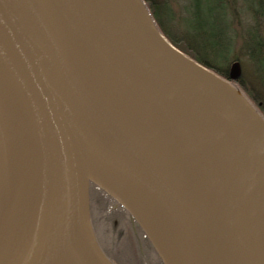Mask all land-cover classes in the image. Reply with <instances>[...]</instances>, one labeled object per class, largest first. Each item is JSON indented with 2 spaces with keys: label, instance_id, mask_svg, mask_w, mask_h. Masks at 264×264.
Instances as JSON below:
<instances>
[{
  "label": "water",
  "instance_id": "95a60500",
  "mask_svg": "<svg viewBox=\"0 0 264 264\" xmlns=\"http://www.w3.org/2000/svg\"><path fill=\"white\" fill-rule=\"evenodd\" d=\"M143 0H0V264H115L90 188L162 264H264V118Z\"/></svg>",
  "mask_w": 264,
  "mask_h": 264
},
{
  "label": "trees",
  "instance_id": "16d2710c",
  "mask_svg": "<svg viewBox=\"0 0 264 264\" xmlns=\"http://www.w3.org/2000/svg\"><path fill=\"white\" fill-rule=\"evenodd\" d=\"M143 2L149 9L162 34L176 48L196 62L213 70L221 77L228 78L230 73L229 63L240 61L243 68L245 69L246 67V69L236 84L264 117V0H143ZM175 3H182L184 11L187 14L188 11L190 13L187 19L189 31H186V33L183 32L182 28H179L180 24L175 21L176 11L173 8V4ZM237 7H239V10ZM219 15L225 18L228 17L230 20V23L225 27L226 30H228V26L234 28L238 19H240L243 25L242 17L247 20V26L243 30L241 37L236 36L235 32L233 33L235 45L238 38L239 41L241 40L239 54H235L234 51L232 55L230 54L226 58L225 62L218 60L221 56V40L223 39L216 32L219 27ZM222 32L224 33L223 30ZM233 39L229 37L228 42L233 43ZM92 187L94 188L93 193L96 194V198H94L95 207L100 212L102 210L106 212L105 198H108V196L99 188L93 185ZM124 214L130 218L125 211ZM124 222L131 226L135 235L132 224L125 218L119 220V231L122 230ZM135 230L139 231L140 234L142 233L139 228ZM142 237L148 247L146 249L147 253L150 254L149 256L155 258L156 264H161L151 244L144 236ZM143 245H137L138 247L136 248L140 257L145 256L143 254L145 250ZM142 247L144 250H142Z\"/></svg>",
  "mask_w": 264,
  "mask_h": 264
},
{
  "label": "rangeland",
  "instance_id": "374dc122",
  "mask_svg": "<svg viewBox=\"0 0 264 264\" xmlns=\"http://www.w3.org/2000/svg\"><path fill=\"white\" fill-rule=\"evenodd\" d=\"M173 8L176 11L175 12L176 16L174 17L175 21L180 24L179 28H182L183 32L186 33V31H189V28L187 26V19L190 16V13L188 9H186L188 11L187 14L186 11H184L182 3L173 4ZM237 9L239 10V7H237ZM246 21H247L246 18L242 17V23H244L243 25L241 24L240 19H238L236 20L237 23L234 25V28L232 26H228V30H226L225 27H227V24L230 23V20L228 19V17L225 18L222 17L221 15L218 16L219 27L217 28L216 32L218 35H221L223 37V39L221 40L222 43L221 54H220L221 56L220 59H218L220 62H225L226 58H228L230 54L232 55L234 51L235 54L236 53L239 54L240 52L239 44L241 40L239 41L238 38V41L236 42L235 45V40L233 39V33L235 32L236 36L241 37L243 30L247 26ZM222 30L224 31V33L222 32ZM190 31L192 30L190 29ZM229 37L233 39V43L228 42ZM235 62H239L241 64L242 75H243V71L246 69V67L244 69L240 61H235ZM233 63L232 62L229 63V71ZM236 83L237 82L233 84L236 87H238ZM94 203L95 202L93 198L91 201V215L98 241L101 247L103 248V250L105 251V253L108 255L109 258L113 260L115 264H156L155 258H153L152 256L150 257L149 256L150 254L147 253L148 247L146 246V243L142 239H140V236L138 234L136 235L135 231H134L135 235L133 234L132 228L128 223L124 222L122 230L119 231L118 227L120 226L119 225L120 217L118 215L115 216L113 210L109 208L108 201H105L106 212L105 210H102L100 212V210H98V208L95 207ZM135 237H139V239ZM137 245L138 246L143 245V247H145L146 251L142 247V250H144L143 251V254L145 255L144 257L143 256L140 257L138 251H136V248L138 247Z\"/></svg>",
  "mask_w": 264,
  "mask_h": 264
},
{
  "label": "flooded vegetation",
  "instance_id": "af4514ba",
  "mask_svg": "<svg viewBox=\"0 0 264 264\" xmlns=\"http://www.w3.org/2000/svg\"><path fill=\"white\" fill-rule=\"evenodd\" d=\"M93 191H94V188L91 186V188H90V196H91V201H92V198H96V194L95 193H93ZM105 201H108V203H109V208L111 209V210H113V212L115 213V216H119L120 217V219H126V220H129L130 221V224H132V226L135 228V229H137V227L135 226V224L132 222V220L130 219V218H128L125 214H124V211L122 210V208L121 207H119L115 202H111V200H110V198H105ZM117 223V222H116ZM134 229V231L136 232V235L138 234L139 236H140V239H144L142 236L143 235H141L140 234V232L139 231H137V230H135ZM138 239H139V237H137Z\"/></svg>",
  "mask_w": 264,
  "mask_h": 264
},
{
  "label": "bare ground",
  "instance_id": "6f19581e",
  "mask_svg": "<svg viewBox=\"0 0 264 264\" xmlns=\"http://www.w3.org/2000/svg\"><path fill=\"white\" fill-rule=\"evenodd\" d=\"M111 200V199H110ZM111 202H112V200H111ZM135 224V223H134ZM135 226H136V224H135Z\"/></svg>",
  "mask_w": 264,
  "mask_h": 264
}]
</instances>
